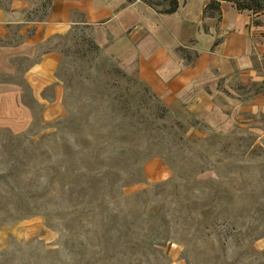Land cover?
<instances>
[{"label":"rangeland","instance_id":"obj_1","mask_svg":"<svg viewBox=\"0 0 264 264\" xmlns=\"http://www.w3.org/2000/svg\"><path fill=\"white\" fill-rule=\"evenodd\" d=\"M51 46L60 102L26 87L29 124L0 126V264H264V43L250 72L219 80L207 120L126 73L88 27ZM75 168L110 173L72 196Z\"/></svg>","mask_w":264,"mask_h":264},{"label":"crops","instance_id":"obj_2","mask_svg":"<svg viewBox=\"0 0 264 264\" xmlns=\"http://www.w3.org/2000/svg\"><path fill=\"white\" fill-rule=\"evenodd\" d=\"M177 2L162 13L142 0H0V126L19 131L29 124L26 87L43 107L57 106L62 90L51 41L76 25L90 28L104 54L175 110L205 120L219 112L218 82L252 70L253 51L264 43L254 21L264 14L225 0L207 11L210 0ZM50 85L54 96L45 98Z\"/></svg>","mask_w":264,"mask_h":264},{"label":"trees","instance_id":"obj_3","mask_svg":"<svg viewBox=\"0 0 264 264\" xmlns=\"http://www.w3.org/2000/svg\"><path fill=\"white\" fill-rule=\"evenodd\" d=\"M142 1L146 2L148 5H150L151 7L155 8L157 11L162 12V13L173 12L178 7L177 0H162L161 2H155V1H150V0H142ZM219 1L220 0H210V2L206 5L204 11H207L209 9H217ZM225 1L232 2L236 6V8L240 9V10L246 9V10H252V12H258V11L264 10V0H225ZM159 4L162 5L163 8L162 7L158 8ZM135 123H136L135 121H132V123L130 125L132 127L136 128L137 126L135 125ZM150 146H152V144H150ZM96 156H95L96 161L94 163H97V161H98V157H96ZM138 158L139 157H135L133 159V161H131V165H129L130 166L129 173H131V175L128 179L125 180V183L133 181L134 179H137L139 176H141L142 170H141L140 165H139V164H141V160H140V158L139 159ZM127 161H129V160H127ZM125 164H126V162H125ZM126 165L128 166V163ZM72 171L76 173V175H73V176H75L78 179V182L80 183V184L79 183H72L68 186V188H67L68 189V195L72 194V196L79 195L82 192L85 193L89 189H92L93 182H95L98 175L110 173L109 171H107V172L97 171L95 174L87 172V174L84 173L85 177L82 178L81 176H79V174H77L76 168ZM196 174H195V176H196ZM79 177H81L82 180ZM77 188H79V190H77ZM88 206H89V212H94L93 211L94 206L102 209L103 205L102 204L101 205H93V204L89 203Z\"/></svg>","mask_w":264,"mask_h":264}]
</instances>
